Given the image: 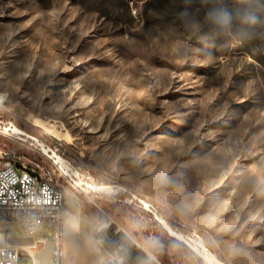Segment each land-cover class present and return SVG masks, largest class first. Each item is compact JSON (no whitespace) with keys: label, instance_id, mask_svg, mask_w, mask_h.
Instances as JSON below:
<instances>
[{"label":"rangeland","instance_id":"obj_1","mask_svg":"<svg viewBox=\"0 0 264 264\" xmlns=\"http://www.w3.org/2000/svg\"><path fill=\"white\" fill-rule=\"evenodd\" d=\"M0 94V157L66 193L64 264H264V0H0ZM1 240L50 264L45 226Z\"/></svg>","mask_w":264,"mask_h":264},{"label":"built area","instance_id":"obj_2","mask_svg":"<svg viewBox=\"0 0 264 264\" xmlns=\"http://www.w3.org/2000/svg\"><path fill=\"white\" fill-rule=\"evenodd\" d=\"M2 122L0 121V129ZM4 130L11 131L8 128ZM35 149L43 151L45 145L38 143L35 139ZM24 141V140H21ZM3 161L0 166V223L13 222L18 225L23 235L30 237L34 235L40 226L47 227L50 236V264H64V212H65V197L66 193L62 187L57 185L50 172L43 166L30 161L24 156L13 155L12 157H0ZM57 165V169L65 177L69 178L74 183L76 177L69 164L60 159L53 161ZM17 164H20L23 169H18ZM70 172V173H68ZM73 175V177L71 176ZM68 183V181H67ZM91 192L94 194H103L108 196L111 194L118 195L119 193L130 194L126 189L119 188L112 191L99 190ZM139 204L145 205L144 201L132 195ZM127 198L121 202L125 203ZM155 220L157 214H153ZM187 239L189 237L184 235ZM30 264L34 261L32 255L25 253ZM22 251L16 246L0 241V264H22ZM113 256L105 264L112 262ZM117 257V256H116ZM117 264H128V261L123 257H117ZM112 264H114L112 262Z\"/></svg>","mask_w":264,"mask_h":264},{"label":"clouds","instance_id":"obj_3","mask_svg":"<svg viewBox=\"0 0 264 264\" xmlns=\"http://www.w3.org/2000/svg\"><path fill=\"white\" fill-rule=\"evenodd\" d=\"M213 20L216 24H218L221 28H225L229 23V16L227 12L220 11L211 14Z\"/></svg>","mask_w":264,"mask_h":264},{"label":"bare ground","instance_id":"obj_4","mask_svg":"<svg viewBox=\"0 0 264 264\" xmlns=\"http://www.w3.org/2000/svg\"><path fill=\"white\" fill-rule=\"evenodd\" d=\"M4 100V96L2 95V94H0V101H3ZM12 133L13 134H19L20 136H24V137H28V139L29 138H31L30 136H28L27 134H25V133H23V132H20V131H16V132H13V130H12ZM20 140H21V138H19ZM33 139V138H32ZM49 151V150H48ZM60 161H62V160H60ZM68 173H70V172H68ZM107 187H109V186H105L103 189H107ZM102 188V187H101ZM110 188V187H109ZM93 191H99V190H94V188H91ZM98 189V188H97ZM103 189H101V190H103ZM105 191V190H104ZM107 191V190H106ZM64 215H65V212H64ZM157 218H158V216H157ZM157 218H156V221H157ZM186 238V237H185ZM64 239H65V224H64V238H63V241H64ZM182 241H183V239H181ZM183 242H185V241H183ZM20 245H22V248H24V249H26L27 247L26 246H23V244H20ZM29 248V247H28ZM197 253V252H196ZM64 254H65V252H64ZM29 255H31V254H29ZM34 258V257H33ZM206 260V259H205ZM35 261V260H34ZM111 261L114 263V264H117L116 263V261H117V259H115V260H113V259H111ZM31 264H35V262H32Z\"/></svg>","mask_w":264,"mask_h":264},{"label":"water","instance_id":"obj_5","mask_svg":"<svg viewBox=\"0 0 264 264\" xmlns=\"http://www.w3.org/2000/svg\"><path fill=\"white\" fill-rule=\"evenodd\" d=\"M16 167H17L18 169H23L22 166H21L20 164H17ZM109 264H112V262H109Z\"/></svg>","mask_w":264,"mask_h":264},{"label":"crops","instance_id":"obj_6","mask_svg":"<svg viewBox=\"0 0 264 264\" xmlns=\"http://www.w3.org/2000/svg\"><path fill=\"white\" fill-rule=\"evenodd\" d=\"M35 234H36V233H35ZM64 252H65V251H64ZM23 254H25V253H23ZM107 261H108V260L106 259L105 261L99 262V263H97V264H105Z\"/></svg>","mask_w":264,"mask_h":264},{"label":"snow or ice","instance_id":"obj_7","mask_svg":"<svg viewBox=\"0 0 264 264\" xmlns=\"http://www.w3.org/2000/svg\"><path fill=\"white\" fill-rule=\"evenodd\" d=\"M5 131H7V129H5Z\"/></svg>","mask_w":264,"mask_h":264}]
</instances>
